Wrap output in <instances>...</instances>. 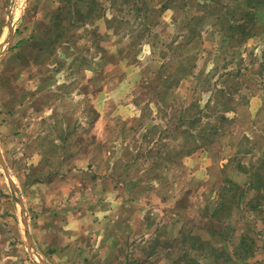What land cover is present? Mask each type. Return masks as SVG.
I'll list each match as a JSON object with an SVG mask.
<instances>
[{"label": "rangeland", "instance_id": "1", "mask_svg": "<svg viewBox=\"0 0 264 264\" xmlns=\"http://www.w3.org/2000/svg\"><path fill=\"white\" fill-rule=\"evenodd\" d=\"M0 141V264H264V0H0Z\"/></svg>", "mask_w": 264, "mask_h": 264}, {"label": "crops", "instance_id": "2", "mask_svg": "<svg viewBox=\"0 0 264 264\" xmlns=\"http://www.w3.org/2000/svg\"><path fill=\"white\" fill-rule=\"evenodd\" d=\"M13 179V174L6 173V192L10 194L8 198H11L13 202L14 213L11 216H3L0 214V241L8 239L9 233L5 232V227L16 226L20 227L22 239L27 242V246L29 248V237L34 241L31 226L35 223H32L30 208L25 201L23 191Z\"/></svg>", "mask_w": 264, "mask_h": 264}, {"label": "trees", "instance_id": "3", "mask_svg": "<svg viewBox=\"0 0 264 264\" xmlns=\"http://www.w3.org/2000/svg\"><path fill=\"white\" fill-rule=\"evenodd\" d=\"M254 175H257L258 181L256 184H254L253 187L255 188H264V177L262 175H259L258 173H253Z\"/></svg>", "mask_w": 264, "mask_h": 264}, {"label": "water", "instance_id": "4", "mask_svg": "<svg viewBox=\"0 0 264 264\" xmlns=\"http://www.w3.org/2000/svg\"><path fill=\"white\" fill-rule=\"evenodd\" d=\"M28 245H29L30 250H32V251L34 250L35 254L38 253V250L35 248L34 242H33L32 238H30V237H29Z\"/></svg>", "mask_w": 264, "mask_h": 264}]
</instances>
